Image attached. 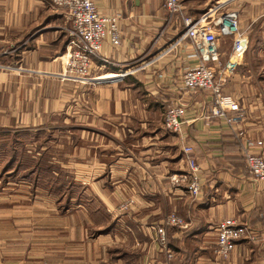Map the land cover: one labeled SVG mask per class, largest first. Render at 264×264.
Here are the masks:
<instances>
[{
	"label": "crops",
	"instance_id": "crops-1",
	"mask_svg": "<svg viewBox=\"0 0 264 264\" xmlns=\"http://www.w3.org/2000/svg\"><path fill=\"white\" fill-rule=\"evenodd\" d=\"M94 1L103 14L118 17L121 43L105 38L92 71L104 80L82 84L60 77L69 40L66 10L51 0H0V130L34 134L45 125L57 127L55 117L63 116L70 131L83 129L99 140L101 158L96 150L76 154L84 158L76 163L77 179L88 181L101 207L119 209L122 195L133 200L130 212L112 214L111 231L96 236L86 225L104 219L95 215L100 208L70 211L67 240L82 246L84 264H135V257L140 264H264V192L245 160L247 147L264 154V0H180V17L213 14L220 3L218 13L237 12L232 51L208 61L224 94L240 105L225 116L213 115L212 91H185L184 73L201 59L193 39L181 38L183 23L168 22L164 0ZM121 72L128 74L111 79ZM177 102L187 108L183 133L164 125L167 108ZM187 145L200 166L203 191L197 198L169 178L187 168ZM109 146L114 157L107 162L101 150ZM171 210L184 216L186 226L169 230V261L150 224ZM231 217L251 233L222 258L216 225ZM0 264L28 259L11 262L0 247Z\"/></svg>",
	"mask_w": 264,
	"mask_h": 264
},
{
	"label": "built area",
	"instance_id": "built-area-1",
	"mask_svg": "<svg viewBox=\"0 0 264 264\" xmlns=\"http://www.w3.org/2000/svg\"><path fill=\"white\" fill-rule=\"evenodd\" d=\"M53 5L66 10L67 23L65 27L68 34L66 51L62 55L64 71L62 76L82 84L102 81L104 77L93 73V63L100 57L103 41L107 36L114 46L121 43V31L118 25V17L103 14L94 0H51ZM164 6L174 22L183 23L184 30L181 38H191L198 49L201 62L186 69L183 77V85L186 92L198 90H210L214 95L213 115L225 116L226 110H239V103L232 97L223 93L222 78L217 69L208 64L209 60L217 59L220 55L218 49V37L235 35L239 33L238 15L235 11L224 12L209 21L211 12L195 19L192 17H180L182 3L180 0H164ZM223 3L217 4L214 12L221 10ZM238 48H236L237 50ZM242 52H239V54ZM105 60V59H104ZM106 61V60H105ZM232 64L229 62L227 67ZM121 77L111 79H123L127 72H121ZM109 80V79H108ZM187 108L182 102L170 105L165 112L164 125L169 131L175 133L184 132V117ZM229 122L237 120V117L227 118ZM187 155V168L170 175V181L184 188L193 198L200 197L203 191V182L200 174V166L193 155V147H183ZM245 160L253 176L262 184L264 192V154L255 152L251 147L245 149ZM130 205L122 204L120 211H125ZM186 220L176 213L168 214L161 222L150 226L153 240L159 244L170 261L174 257L169 230L172 227H184ZM217 254L222 258L230 256L237 245V241L247 237L251 228L235 218H225L216 225Z\"/></svg>",
	"mask_w": 264,
	"mask_h": 264
},
{
	"label": "rangeland",
	"instance_id": "rangeland-1",
	"mask_svg": "<svg viewBox=\"0 0 264 264\" xmlns=\"http://www.w3.org/2000/svg\"><path fill=\"white\" fill-rule=\"evenodd\" d=\"M214 4L215 2L212 3V6ZM219 16H221L220 13H213L208 20L212 22L216 21V18ZM234 38L235 37L229 35L224 37L220 36V57H226L232 51ZM234 52L236 51L234 50ZM60 77L65 81L75 82L71 79H65L62 75ZM58 117L59 118L55 120L58 125L57 127L50 128L45 125V129L50 128L57 137V139L49 141L52 147L46 150L45 156L50 153L52 155L51 159L53 161L57 160L60 166L65 169V171L68 170L72 178L77 183L81 184L80 189H77L74 194L75 197H79V193H83L80 194V196H82L80 200L81 205L73 201L71 207L63 212L58 206L57 195L50 192L48 188H37L36 192H33V188H31L30 185L27 183L17 185L16 183L18 182L7 188L2 187L0 191V247H2L5 253L10 257L11 262L18 263L27 258L28 264H71L72 262L75 264H84L82 261V246L67 240L70 229L69 212L74 210L78 213V209L84 210V206L89 211L95 207L100 208L97 210L100 212L95 215H103L102 217L105 220L101 218L102 220L99 221L94 220V223L93 219H91L94 225H91V223H87L86 225L89 235H92L93 230L104 227L107 228L109 223H111L110 219L112 220V216H116L115 213H118V211L120 212L119 209L114 207H101L102 202H100V199L89 190L88 181H80L76 176L78 173L76 163L84 161V158L78 159L76 157V154L81 152V148L82 155H84V152L93 154L96 150L99 158H101V154L97 150L99 146V140L96 138L97 135L85 132L83 129L72 130V132H69L70 130H63L60 126H66V120L61 115H58ZM75 121V124L77 123L78 125H83L85 123L82 122V120L78 121L75 119ZM69 122H72V120ZM106 130L109 132L111 131L110 128ZM19 138L23 140L24 138L26 139L24 140V144L29 150L38 146L39 141L36 140L31 142L30 136L21 135ZM42 138H44V136H41V139ZM92 147H94L93 151H91ZM42 150H44V148H42ZM101 151L107 162L113 159L114 156L112 154L114 153V149L111 146ZM86 157L89 159V162H91L90 156L87 155ZM98 160L101 162V159ZM1 164L2 161H0V167ZM115 191L118 193V188H116ZM122 204L130 205L124 211L130 212L133 200L129 196L122 195L120 205ZM89 205H92V207ZM170 213H176L182 216L177 210H171L163 216L161 221ZM161 221H157V223ZM152 224L153 223L150 225ZM99 225H101V227L96 228ZM73 243L75 244L73 245ZM106 254L104 253L103 255ZM134 259L135 264H140L141 261L138 258L135 257ZM173 259L174 257L171 260Z\"/></svg>",
	"mask_w": 264,
	"mask_h": 264
},
{
	"label": "trees",
	"instance_id": "trees-1",
	"mask_svg": "<svg viewBox=\"0 0 264 264\" xmlns=\"http://www.w3.org/2000/svg\"><path fill=\"white\" fill-rule=\"evenodd\" d=\"M59 117H55L58 119ZM61 129L69 131L66 126H60ZM60 129V128H59ZM72 132V131H69ZM21 135L30 136L31 142L39 141L38 146L29 150L24 144V140L19 138ZM41 136L44 138L41 139ZM57 137L53 131L48 128L38 131L34 134L20 131L0 130V191L1 188H7L16 183H27L33 188H48L50 192L57 195L59 208L64 212L69 209L73 201L80 203L82 196L75 197V192L80 189L81 184L77 183L71 173L63 169L57 160H52L50 153L45 156L46 150L52 147L49 141ZM44 148V150H42ZM59 169V170H58ZM83 194V193H82ZM115 227L114 221L109 223L108 227L93 230L92 235L104 234ZM171 244V242H170Z\"/></svg>",
	"mask_w": 264,
	"mask_h": 264
},
{
	"label": "bare ground",
	"instance_id": "bare-ground-1",
	"mask_svg": "<svg viewBox=\"0 0 264 264\" xmlns=\"http://www.w3.org/2000/svg\"><path fill=\"white\" fill-rule=\"evenodd\" d=\"M125 75V74H124Z\"/></svg>",
	"mask_w": 264,
	"mask_h": 264
}]
</instances>
